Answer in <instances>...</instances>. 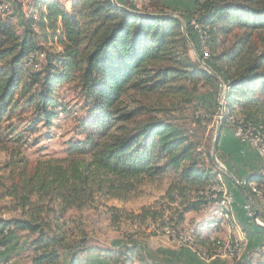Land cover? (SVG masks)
Wrapping results in <instances>:
<instances>
[{
  "label": "trees",
  "instance_id": "obj_1",
  "mask_svg": "<svg viewBox=\"0 0 264 264\" xmlns=\"http://www.w3.org/2000/svg\"><path fill=\"white\" fill-rule=\"evenodd\" d=\"M11 1L18 4L17 0L4 3L9 6ZM149 4L156 11L138 15L130 10L134 5L120 3L126 10L111 0H71V11L60 0H35L39 19L22 16L19 25L0 14V136L19 149L40 126L53 128L59 116L68 113L63 90L72 91L81 101V109L91 116L86 126L95 130L84 133L82 148H70L73 153H90L91 160L74 161L68 169L62 167L66 159L41 162L35 171L25 167L13 172L10 186H3L0 201L11 199L12 211L21 214L10 220L0 218V244L6 245L17 233L33 235L31 264H64V252L68 264H84L82 257L95 253L110 264H159L136 244L104 250L89 244L87 232L79 236L66 226L67 211L91 198L95 184L103 189L104 178L128 183L160 177L166 171L173 175L158 206L140 214L109 208L112 225L125 221L177 229L186 223L187 214L222 201L213 197L215 188L222 185L216 179L220 171L210 153L201 150L194 133L172 118L158 116L155 107L133 106L137 97L164 92L191 105L201 83L219 84L192 60L189 42L200 52L207 37L211 55L206 64L227 86L223 124L234 118L235 127L241 124L254 129V134H264V0H194L191 9L180 15L185 33L180 21L152 16L170 13L167 0ZM237 33L234 47L217 55L220 37ZM50 39L57 41L59 50L46 48ZM31 56L38 68L27 66ZM193 121L198 126L203 123L201 118ZM260 160L261 170L240 180L239 188L255 201L260 196L254 187L263 193L264 203V162ZM115 187L111 184L107 190L113 192ZM203 228H194L191 246L213 245L211 237L198 233ZM237 264H264V259L246 256Z\"/></svg>",
  "mask_w": 264,
  "mask_h": 264
},
{
  "label": "rangeland",
  "instance_id": "obj_2",
  "mask_svg": "<svg viewBox=\"0 0 264 264\" xmlns=\"http://www.w3.org/2000/svg\"><path fill=\"white\" fill-rule=\"evenodd\" d=\"M111 1L117 6H121L120 3L122 2L128 6L134 5L131 0ZM149 1L151 0H135L134 8L131 9L130 7V10L134 13L143 14H150L156 11V8L150 7ZM167 1L170 5L167 6L169 9L166 11L170 12L169 14L173 16L181 18L184 22L180 15L191 9L194 0ZM34 2L35 0H17L18 4L12 1L11 3L7 2L10 9L8 12L0 14H5L6 18H10L17 25L21 24L22 16L26 18H34L35 16L39 19V12H35L33 8ZM60 2L71 11V0H60ZM1 3L7 5L4 1H1ZM171 10L177 12L172 13ZM34 30L37 32L38 29L35 27ZM237 36L238 33L221 36L217 55L233 48L237 41ZM51 40L46 48L59 50L60 47H58L57 41ZM189 43L192 48L190 57L194 62H199L207 70L204 62L206 63V60H209L211 55L207 44V37H204L202 40L200 52L197 51L193 43ZM42 59L41 57L40 61H43ZM207 71L219 81V84L204 85V83H201L198 93L194 97V103L191 105L185 104L182 100L178 101L177 97L173 94H166L167 92H164L163 94H155L149 98L137 97L133 106L145 104L147 107H155L154 109L157 110L155 113L158 116L161 115L167 119L172 118L174 121L186 125L189 133H194L195 139L201 143V150L210 153L214 166L220 171L216 175V179L222 182V189H226L227 181H233L227 172L232 173V171H230L225 162L226 158L225 160L222 159L223 153L220 149L218 153L216 149L217 162L213 159L217 132L221 133L222 128H224L222 134L226 130H230L234 135L236 130L241 131L246 140L236 138L245 142L250 152L252 151L251 149H255L257 154L258 149L264 147V134L261 132L254 134V129H245L241 124H239L237 129L234 125L238 124L234 118H230L227 124H223L227 114L225 107L227 86L218 75L213 74L214 72H210V70ZM61 94L64 96L63 104L67 105L68 113H62L55 121L53 128L47 129L40 126L36 133L27 135V143L19 149H17V146L13 142L0 136V199L4 196L3 186H10L12 173H18L21 168L26 167L28 171H35L41 162L66 159L68 161L63 163L62 167L68 169L74 161L91 160L92 155L90 153L81 155L70 151L72 145L83 147L87 137V134H84L86 131L88 133H95L94 129L93 131L89 126H86V123L91 120V116L81 109V101L76 98L72 91L66 92L63 90ZM159 109L163 111L159 113ZM194 118L203 119L201 126H198L193 121ZM20 160H23V163H20ZM53 164L57 165L55 162ZM172 179L173 175L169 171L153 179H144L143 181L130 179L127 181L128 183H122L114 177L104 178V181H102L104 183L100 184L103 189H99L100 187L95 184L92 187L93 194L91 198L84 199L83 203L78 205L77 208L67 211L63 220L67 222L66 226H70L76 235L79 233L80 236L81 231L87 232L90 239L89 244L92 246L110 250L117 248L121 244H136L151 261H156L159 264H237L239 260H243L246 256L253 258L255 261L264 259V236H261L260 233H247L248 243L243 256L242 252H238L241 247L244 231L238 222L234 221L231 215L230 204L229 219L222 215L219 208L215 211L216 218L214 217L208 222L206 221L207 223L197 222L195 217H188L187 214L186 223L182 227H179V229L185 228L184 232H186L191 228L205 227L209 225V222L218 221L219 225L221 224L220 227L198 232L200 236L211 237V240L214 242L211 247L206 248L193 247L169 235V232H172L171 229L173 228L165 230L155 227L148 228L140 226V224H131L125 221L112 225L108 211L109 208L116 207L126 212L140 214L145 208L158 206L157 203L166 195ZM236 179L239 184L240 180L243 181V179ZM110 183L116 186V190L113 192L107 190L109 185H111ZM233 183L235 186H238L234 181ZM252 186L254 185H251V188ZM259 199L262 200L261 198ZM227 202L229 203V201ZM14 206L15 203L11 199L1 200L0 208L2 211L0 218L10 220L20 216L21 213L19 211H12ZM218 210L220 211L219 214L217 213ZM254 215L255 213L252 211L251 220L254 224L260 227L264 226V219L261 216H257L256 220ZM250 235L252 238L249 237ZM33 239L34 236L28 233H17L6 241V245L0 244V264H31L33 253L29 249V244ZM232 244H237V251L235 249H227V246H231ZM82 258L84 264H110L109 260H105L103 257L97 255V253L91 256L85 255ZM68 262V255L64 252V264H68Z\"/></svg>",
  "mask_w": 264,
  "mask_h": 264
},
{
  "label": "crops",
  "instance_id": "obj_3",
  "mask_svg": "<svg viewBox=\"0 0 264 264\" xmlns=\"http://www.w3.org/2000/svg\"><path fill=\"white\" fill-rule=\"evenodd\" d=\"M219 149L223 153L222 156L226 158L225 162L227 166L231 169L236 178H241L245 181L249 174L256 173L261 170L262 161L257 155L256 150L251 149L252 151L250 152L249 147L245 144V142L237 139L234 133L230 130L223 132L219 143ZM226 186L232 192L234 197V203L229 201L232 211L231 215L233 216L234 221L238 222L246 234L250 231L252 234L260 233L261 236H264V226L262 225V229L257 230L254 222L251 220V213L252 211L255 213V208L242 193L241 188H239V186H235L233 181H227ZM259 198L260 197L256 198L255 201L253 199L252 200L259 211L258 216L264 217V203ZM219 208L218 204L217 206L212 205L200 213H189L188 217H195L197 222L205 223L206 221H211L216 216L215 211ZM217 213L219 214L220 211L218 210ZM255 229L257 230L256 232Z\"/></svg>",
  "mask_w": 264,
  "mask_h": 264
},
{
  "label": "built area",
  "instance_id": "obj_4",
  "mask_svg": "<svg viewBox=\"0 0 264 264\" xmlns=\"http://www.w3.org/2000/svg\"><path fill=\"white\" fill-rule=\"evenodd\" d=\"M1 1H5V0H0V7H1ZM131 2L135 5V0H131ZM193 24L195 25V28L197 29V24L195 22H193ZM30 66H32L34 68H38L39 67V63L37 62V60H30ZM235 135H236V137H238V138H240L242 140L243 139L246 140L244 134H241V131L239 132V131L236 130ZM258 154H259L260 158L264 162V147H261V148L258 149ZM214 193H215L214 194V198L216 199V202H217V200H225V201H231V203H234L233 194H232V192L229 190V188L227 186H226V189H219L218 187H216L215 190H214ZM260 198H263V193H260ZM184 229L185 228L173 229L172 232H169V235L174 236L177 239H179L181 242H183V240H185V237H187V236H184ZM191 232L195 233V229L191 228ZM247 241H248L247 234L244 232V236L241 239V247H240V249L238 251V252H242V256H243V253L245 251L246 245L248 243Z\"/></svg>",
  "mask_w": 264,
  "mask_h": 264
},
{
  "label": "bare ground",
  "instance_id": "obj_5",
  "mask_svg": "<svg viewBox=\"0 0 264 264\" xmlns=\"http://www.w3.org/2000/svg\"><path fill=\"white\" fill-rule=\"evenodd\" d=\"M9 10V6L7 5H4L1 3V7H0V11H8ZM199 28V25L197 24V29ZM30 60H34V57L31 56L28 58L27 60V66L28 67H32L30 66ZM243 128V127H242ZM248 131V130H247ZM252 131V130H251ZM254 132V131H253ZM249 133V132H248ZM250 134V133H249ZM258 136V135H257ZM257 142V141H256ZM219 189H222V185L220 187H218ZM253 191L256 192L258 194V196H260V193L259 191H257V189H255L253 187ZM218 206L220 207V210L223 212H225L224 214V217L228 218V214H229V211H230V206H229V203L225 200H222ZM207 225V224H206ZM219 225V222L218 221H213V222H209V225L205 226L204 227V230H207V229H213V228H216L217 226ZM196 229H195V233L194 232H191V229L187 230L186 232H184V236H187L185 237V240H183L184 243L188 244V245H191L192 242L194 241V237H195V234H196ZM230 248L231 250L235 249V251L238 250V246L237 244L234 245L232 244L231 246H227V249ZM226 249V248H225Z\"/></svg>",
  "mask_w": 264,
  "mask_h": 264
},
{
  "label": "water",
  "instance_id": "obj_6",
  "mask_svg": "<svg viewBox=\"0 0 264 264\" xmlns=\"http://www.w3.org/2000/svg\"><path fill=\"white\" fill-rule=\"evenodd\" d=\"M120 7H122V6H120ZM122 8H124V9H126V10H129V9H127V8H125V7H122ZM135 14H138V15H144L143 13H135ZM152 16H154V17H162V18H171V19H176V20H178V21H180L181 23H182V25H183V29H184V33L186 32V29H185V24H184V22L182 21V19L181 18H179V17H176V16H173V15H171V14H162V15H152ZM204 62V61H203ZM204 66L207 68V70H210V72H213L212 70H211V68L204 62ZM213 74H215V73H213ZM216 75V74H215ZM219 139H220V133H219V131L217 132V136H216V139H215V143H214V153H213V159L215 160V162H217L216 161V149H217V147H218V141H219ZM223 169H225V168H223ZM228 173V175L231 177V179L238 185V186H240V184H239V182H238V180L235 178V176L232 174V173H230V172H227ZM242 190V189H241ZM243 192V191H242ZM247 199L249 200V202L252 204V206H254V208H255V215H254V217H255V219L257 218V216H258V213H259V211H258V209H257V207L255 206V204H254V202H253V200L250 198V197H247Z\"/></svg>",
  "mask_w": 264,
  "mask_h": 264
}]
</instances>
